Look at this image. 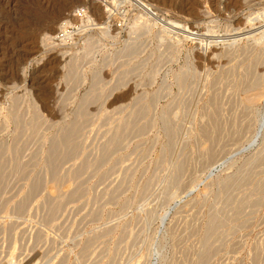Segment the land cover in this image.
<instances>
[{"label":"rangeland","instance_id":"1","mask_svg":"<svg viewBox=\"0 0 264 264\" xmlns=\"http://www.w3.org/2000/svg\"><path fill=\"white\" fill-rule=\"evenodd\" d=\"M47 1L0 0V264H264V0Z\"/></svg>","mask_w":264,"mask_h":264},{"label":"bare ground","instance_id":"2","mask_svg":"<svg viewBox=\"0 0 264 264\" xmlns=\"http://www.w3.org/2000/svg\"><path fill=\"white\" fill-rule=\"evenodd\" d=\"M47 1V0H46ZM48 2V1H47ZM52 3V2H51ZM63 3V2H62ZM139 3H140V6H142V1L141 0H139ZM50 4V3H49ZM45 6V5H44ZM51 6H52V4H51ZM55 7L53 8V9H51L50 10V12H48L49 14H54V12L56 13V14H54V16H55V18L57 19V18H61V15H62V8L63 7H67V4H61V3H55V5H54ZM69 6V5H68ZM53 7V6H52ZM50 8V7H49ZM98 7H96V9H97ZM47 9V8H46ZM64 9V8H63ZM68 10V9H67ZM43 11V10H42ZM66 11V10H65ZM40 12H41V10H40ZM64 13V12H63ZM47 14V13H46ZM43 16H46V15H44L43 14ZM48 16V15H47ZM53 16V17H54ZM71 16V15H70ZM73 16H75V17H77L79 20H80V22H82V21H85V22H91V21H93L94 19H91L92 18V16H91V14L88 12V11H86L85 9H83V8H78V9H76L75 10V12L73 13ZM52 17V18H53ZM48 18H49V16H48ZM58 21V20H57ZM94 22V21H93ZM71 26H73L72 25V23L69 21V20H66V21H64V22H62V24H61V26H60V29H59V31L57 32V33H60V32H63V35H65L63 38H61V40H57L56 39V35H57V33L56 34H54V35H52V36H50V35H46L45 36V41L46 42H48V43H55V44H59V43H61V42H63V41H65L66 39H68V38H70V39H72V36H73V34L76 32V31H78V29L79 28H77L76 29V31L74 32L73 31V33H71L70 32V29H68V27H71ZM74 27V26H73ZM47 43V44H48ZM253 98V97H252ZM252 100V99H251ZM264 122V121H263Z\"/></svg>","mask_w":264,"mask_h":264},{"label":"built area","instance_id":"3","mask_svg":"<svg viewBox=\"0 0 264 264\" xmlns=\"http://www.w3.org/2000/svg\"><path fill=\"white\" fill-rule=\"evenodd\" d=\"M68 29H70V32L73 33V31L75 32L76 29L71 26V27H68ZM65 35H63V32H60V33H57V35L55 36L57 40H61V38H63Z\"/></svg>","mask_w":264,"mask_h":264}]
</instances>
